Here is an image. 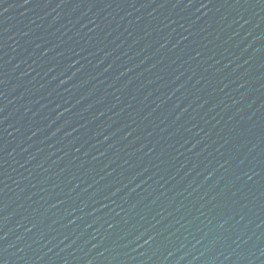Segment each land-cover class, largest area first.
Instances as JSON below:
<instances>
[{
  "label": "water",
  "instance_id": "obj_1",
  "mask_svg": "<svg viewBox=\"0 0 264 264\" xmlns=\"http://www.w3.org/2000/svg\"><path fill=\"white\" fill-rule=\"evenodd\" d=\"M0 264H264V0H0Z\"/></svg>",
  "mask_w": 264,
  "mask_h": 264
}]
</instances>
